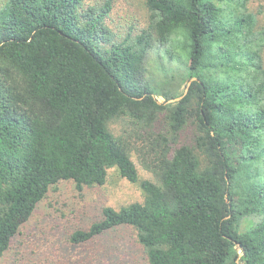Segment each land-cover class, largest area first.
Masks as SVG:
<instances>
[{"label":"trees","instance_id":"trees-1","mask_svg":"<svg viewBox=\"0 0 264 264\" xmlns=\"http://www.w3.org/2000/svg\"><path fill=\"white\" fill-rule=\"evenodd\" d=\"M113 2L0 4V258L52 186L102 185L116 167L143 201L102 206L53 254L98 239L109 248L93 255L109 259L135 246L113 234L131 227L147 264H264V184L254 187L264 174V11L249 0H145L149 27L118 42L106 25ZM176 40L192 82L161 92L146 61L158 41L172 62ZM163 115L168 131L151 139L157 180L140 179L109 123L128 117L154 130ZM190 121L195 146L178 143ZM251 215L259 221L241 233Z\"/></svg>","mask_w":264,"mask_h":264},{"label":"rangeland","instance_id":"rangeland-1","mask_svg":"<svg viewBox=\"0 0 264 264\" xmlns=\"http://www.w3.org/2000/svg\"><path fill=\"white\" fill-rule=\"evenodd\" d=\"M5 0H0V4ZM104 0H83L84 7L100 6ZM251 10L264 11V0H249ZM264 18V17H263ZM150 13L145 0H114L113 8L106 18V25L111 30L112 40L121 42L130 37L134 40L144 29L149 27ZM178 40L173 42L171 53L176 57L169 62L168 53L163 45L155 41L146 61L147 76L154 82L158 90L171 93L182 92L187 87L186 68L178 61ZM160 56V58H159ZM158 99L164 101V96ZM114 135L126 143L130 157L135 163L140 179L156 181L153 171L157 162V154L151 149L152 135L168 131L167 120L163 115L156 121L154 130L131 122L128 117H120L109 123ZM195 124L190 121L181 132L180 144L195 146ZM229 150H233L234 141L225 137ZM201 162L207 159L200 153ZM261 181L254 187L264 184V174L259 176ZM238 193H242L237 188ZM144 193L139 183H133L123 178L116 167L108 170L106 182L102 185L86 186L77 190L73 181H61L51 187L41 206L31 217L28 224L22 228L13 246L0 258V264H147L145 254L136 240V231L129 227L113 232L117 239L135 242V246H127L130 251L115 253L109 259L93 255L101 247L109 248V244L96 241L81 246L72 247L71 251L57 256L52 253V247L70 243L69 237L76 229H88L101 218L102 206L119 209L132 202L143 201ZM241 206L243 202L241 200ZM259 221L256 215L244 216L239 225L241 233L246 232ZM110 235L107 236V240ZM115 239L112 240L114 242ZM48 244V245H47ZM124 246V245H123ZM125 247V246H124ZM136 247V248H135ZM110 255L106 251L103 256ZM243 264V263H239Z\"/></svg>","mask_w":264,"mask_h":264},{"label":"water","instance_id":"water-1","mask_svg":"<svg viewBox=\"0 0 264 264\" xmlns=\"http://www.w3.org/2000/svg\"><path fill=\"white\" fill-rule=\"evenodd\" d=\"M191 82H192V80L188 82V85H187V87H186V91L188 90V88H189ZM178 99H180V98H178Z\"/></svg>","mask_w":264,"mask_h":264}]
</instances>
